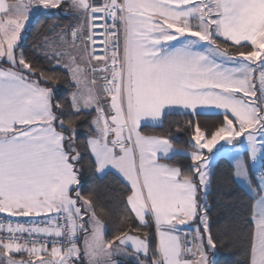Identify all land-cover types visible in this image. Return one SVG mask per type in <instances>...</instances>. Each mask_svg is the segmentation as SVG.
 Instances as JSON below:
<instances>
[{"label": "snow or ice", "instance_id": "1", "mask_svg": "<svg viewBox=\"0 0 264 264\" xmlns=\"http://www.w3.org/2000/svg\"><path fill=\"white\" fill-rule=\"evenodd\" d=\"M62 2L76 24L67 31L50 26V38L31 50L39 59L29 58L18 41L31 12ZM0 14V213L17 218L0 223V264H119L113 257L129 255V246L138 264H214L209 253L231 246L236 233L226 223L219 238L213 234V150L239 151L243 137L252 162L264 157V0H0ZM96 28L109 29L111 45L99 55L89 50V42L105 44L93 38L103 35ZM173 108L193 117L198 109L223 110L211 127L186 122L192 151L183 168L161 162L176 150L170 139L141 130L145 120L162 125ZM81 121L95 171L113 169L130 185L125 218L134 213L144 228L154 223V250L147 231L104 239L97 216L103 206L79 188ZM247 163L235 162L233 176L245 178ZM258 195L246 264H264V185ZM42 216L43 224L19 220ZM191 220L198 227L189 236L179 226Z\"/></svg>", "mask_w": 264, "mask_h": 264}, {"label": "trees", "instance_id": "2", "mask_svg": "<svg viewBox=\"0 0 264 264\" xmlns=\"http://www.w3.org/2000/svg\"><path fill=\"white\" fill-rule=\"evenodd\" d=\"M9 1L13 2L15 0ZM76 22L75 17L64 9L62 2L60 8L49 9L39 13L36 20L27 29L24 41L20 47L23 48L26 55L30 56L29 58L39 59L31 57V50L46 38H50V26H59L61 30H68ZM3 63L4 61L0 60V65ZM61 95L65 98L70 95V89L63 86V82L61 84ZM189 119L199 122L201 126L211 127L223 119V114H200L199 117H193L191 114L169 113L164 117L162 125H146L141 130L149 135L170 139L173 146L177 149L192 151L191 129L186 123ZM81 123L84 126L78 128L80 133L78 147L81 152V160L77 162L80 171L79 188L85 199L91 197L94 201L98 200L103 206V211L97 208V216L103 223L105 240L112 241L121 231H127L139 236H142L147 231L149 233L150 250H154L158 246L154 223L150 221V226L144 228L139 224L133 213L129 215V218H125L123 215L124 202L127 195L131 194L129 192L130 186L114 172H107L101 176L95 171L94 158L91 156L90 151L85 148V142L90 136L88 125L84 121H81ZM178 128H184L185 130L177 131ZM246 153L245 151L244 154ZM166 161L171 165L183 168L191 163V158L186 154H177ZM247 165L250 181L253 187L259 190L260 182L254 179V171L250 168L249 161ZM212 170L213 182L208 193V201L212 207V210H210V222L212 223L213 234L219 238V230L226 223L236 233L231 246L218 248L215 252H210L212 260L214 264H246V237L252 230L250 218L253 213L255 197L238 183L236 177L232 174L234 166L226 157L219 158ZM82 203L83 201H78V205ZM82 212L87 214L86 209L83 207ZM193 224L198 225L196 220ZM79 243H81V240ZM12 255L16 259L26 258L21 253ZM119 264L138 263L126 259L120 261Z\"/></svg>", "mask_w": 264, "mask_h": 264}, {"label": "crops", "instance_id": "3", "mask_svg": "<svg viewBox=\"0 0 264 264\" xmlns=\"http://www.w3.org/2000/svg\"><path fill=\"white\" fill-rule=\"evenodd\" d=\"M5 3H7V4H9V5H16V4H27V3H25V2H22L21 0H15V1H13V2H11V1H9V0H5ZM47 10H49V9H43V8H37V9H33V11L31 12V14H30V20H29V22L28 23H26V25H25V29L21 32V40L20 41H18V45L20 46L22 43H23V41H24V38H25V34H26V32H27V29L29 28V26L36 20V18H37V16L39 15V13H42V12H45V11H47ZM4 14H0V17H2ZM172 44H176V45H179V41H173V42H171ZM245 43H247V42H245ZM199 50H201V51H203V50H205V42H201V47H200V49ZM227 66H232V65H227ZM198 111V113H200V114H223V110H219V109H212V108H207V109H198L197 110ZM166 113H181V114H190V113H187L185 110H183V109H179V108H173V109H171V110H167L166 109ZM162 120H164V117L162 118ZM146 125H151V126H160L159 124H155L154 122H152L151 120H145V121H142V123H141V128L143 127V126H146ZM164 138V137H163ZM174 147V146H173ZM174 149H176L175 151H173L172 153H170L169 154V156L167 157V158H162V160H161V162H165V163H168L166 160L167 159H170V158H172L173 156H175V155H177V154H186V155H191V151H189V150H180V149H177V148H175L174 147ZM217 149H220V147H217ZM217 149H216V152H217ZM225 149H227L226 150V154H221V152H217V156L215 157V158H213V161H212V164H211V167L213 168V166H214V164L217 162V160L219 159V158H221V157H226L231 163H232V165L234 166V163L235 162H241V157L240 156H237V157H235L236 155L234 154V152L231 150V146H228V145H225ZM223 151V150H222ZM213 153H214V150H213ZM94 158V157H93ZM263 158L264 157H261L260 158V160H259V162L258 163H256V167L255 168H252L251 167V161H250V157H249V155H248V153H246L245 154V158H244V160H248L249 162H250V168L251 169H253V171H255V170H257V169H259L260 167H261V165H262V162H263ZM174 166V165H173ZM247 169H248V165H247ZM107 172H114L115 174H117L123 181H125L127 184H128V182L123 178V176L121 175V174H119V173H117L115 170H113V169H107V170H105V172L103 173V174H100V173H98L99 175H104V174H106ZM249 173V172H248ZM129 185V184H128ZM259 185H260V188H261V186L262 185H264V182H260L259 183ZM130 186V185H129ZM259 199V196L258 197H255V203H254V208H253V211L255 210V206H256V201ZM83 213V212H82ZM134 214V213H133ZM85 215V214H84ZM135 215V214H134ZM85 217V216H84ZM86 219V218H85ZM146 219H148V217H146ZM88 220V219H87ZM195 220H191V221H189L188 223H186L185 225H181V226H179L180 228H182V229H184V230H192V229H194V228H196V227H198V225H196V224H193V222H194ZM90 226V224L88 225V227ZM89 229H90V227H89ZM81 235V243H79L78 244V246L82 249L83 247H84V237H85V233H81L80 234ZM103 235H104V239H105V229H104V231H103ZM157 235V234H156ZM157 242H158V244H159V236L157 235ZM113 247H115V245H113ZM128 253H129V255H127V256H124V255H116V256H114L113 257V259L115 260V261H118V262H120V261H122V260H126V259H128V260H133V261H135V262H137L138 263V261H137V258L132 254V251H130L129 249H128ZM24 255L26 256V254L24 253ZM42 255H44V256H48V254L47 253H42ZM49 257V256H48ZM141 259H146V258H143V257H141ZM84 263H85V261H83ZM82 262V263H83Z\"/></svg>", "mask_w": 264, "mask_h": 264}, {"label": "built area", "instance_id": "4", "mask_svg": "<svg viewBox=\"0 0 264 264\" xmlns=\"http://www.w3.org/2000/svg\"><path fill=\"white\" fill-rule=\"evenodd\" d=\"M93 3L100 5L104 2V0H92ZM100 15V14H98ZM97 24L102 23L101 21H96ZM110 23V22H109ZM93 31L97 32V33H103V35H96L93 38L96 39L97 41L103 40L105 42L104 45H101L100 43H97L96 45H91L90 44V53L92 51V49H95V53L96 55L101 54L102 51H106L107 48H110L111 45L108 44L107 42L110 40V37L108 36V32L109 29L108 28H96ZM94 63H100L103 64V61H94ZM254 179L257 180L258 182H264V158H263V162L262 165L259 169L255 170L254 173ZM17 218H13V217H8L6 214H2L0 213V223H7L9 221H15ZM21 223H24L26 225H30L32 224L34 221H39L41 224L44 223V221L46 220V217H26V218H19ZM61 224H64V220L61 219L60 220ZM187 232H189V236H191V231L190 230H185ZM46 239H48L49 241H51V237H47ZM81 240V235L79 236V240L78 242ZM48 249L49 252L51 250V244L49 243L48 245Z\"/></svg>", "mask_w": 264, "mask_h": 264}, {"label": "rangeland", "instance_id": "5", "mask_svg": "<svg viewBox=\"0 0 264 264\" xmlns=\"http://www.w3.org/2000/svg\"><path fill=\"white\" fill-rule=\"evenodd\" d=\"M22 2H25V3H28L29 0H21ZM67 31V30H65ZM70 39V36L68 37ZM90 50V48H89ZM240 141H242L243 143L240 145V149L239 151H235L234 154L236 155L235 157L237 156H240L241 157V161H244V158H245V154L244 152L246 151L249 155V148H248V144H247V141L241 137L240 138ZM221 144H224V142H221ZM217 147H220L221 148V145H217ZM227 150V149H226ZM231 150H232V147H231ZM233 151V150H232ZM214 156L213 158H215L217 156V152H216V149H214ZM260 160V158H258L255 162H252L251 160V167L252 168H255L256 167V163H258ZM213 161V160H212ZM212 168V167H211ZM238 183L243 186L249 193H251L254 197H258V189H256L255 187H253L251 181H250V178H249V173H248V169H247V175L245 178H236ZM85 216V217H84ZM83 216V219L85 221H87V219H89V215L88 214H85ZM86 218V219H85ZM91 227V225L89 226ZM83 249V248H82ZM14 254H20V253H14ZM21 254H24V253H21ZM26 254V253H25ZM210 257L212 258L211 254L209 253ZM46 259H48V256H45ZM28 259V256L26 254V258L23 259V258H20V259H17V260H27ZM213 259V258H212ZM33 261H34V264H38V262H35V258H33ZM82 264H87V261L85 260V263L83 262Z\"/></svg>", "mask_w": 264, "mask_h": 264}, {"label": "water", "instance_id": "6", "mask_svg": "<svg viewBox=\"0 0 264 264\" xmlns=\"http://www.w3.org/2000/svg\"><path fill=\"white\" fill-rule=\"evenodd\" d=\"M129 235H135V234H132V233H129ZM130 251H132V248L129 246V248H128ZM48 258H50V257H48Z\"/></svg>", "mask_w": 264, "mask_h": 264}]
</instances>
